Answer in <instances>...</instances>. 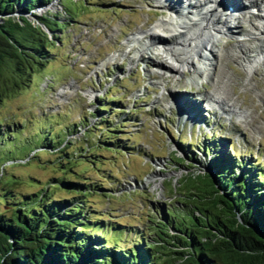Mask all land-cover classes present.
<instances>
[{
  "label": "rangeland",
  "instance_id": "rangeland-1",
  "mask_svg": "<svg viewBox=\"0 0 264 264\" xmlns=\"http://www.w3.org/2000/svg\"><path fill=\"white\" fill-rule=\"evenodd\" d=\"M158 9L161 8H157L156 1L149 0H52L34 14L48 15L49 19L56 16L57 20L68 23L62 32H56L60 43L39 73L32 74L29 86L24 82L19 84L20 88L10 90L0 103V154L10 149V142L23 143L17 150L26 142L31 148L41 147L51 140L55 144L69 134L66 138L74 143V150L86 147L87 153L91 152L100 161L93 167L78 163L76 172L103 187L110 186L104 179L112 174L118 196L105 199L92 195L88 202L94 211L105 214L99 221L118 222L125 227L121 242L118 241L121 251L137 244L139 233L147 236L144 229L151 218L147 202L152 204L150 208L165 206L164 203L179 206L175 192L195 183L193 176L198 173H212L211 158L228 152L231 157L227 159L231 158L234 164L253 169L252 174H264V58L255 65L254 73L248 74L242 62L246 55L240 53L243 59H238L239 45L235 48V40L228 43L225 38L218 42L219 49H215L216 70H211L214 75L208 84H202L207 77L198 76L193 69L181 77L163 76V72L151 66L159 61L157 56L140 59L132 51L134 40L153 32L155 22L164 18ZM12 16L17 18L19 14ZM26 17L30 22L37 21L35 17ZM245 45L250 47L246 54L252 60L257 57L252 53L253 47L264 43L251 39ZM193 63L196 70L203 71L201 61L194 59ZM194 93L224 99L229 108V113L224 114L226 119L214 114V109L205 113L204 107H209L204 103L192 117L197 124H182L184 119L187 121L186 115L193 113L184 114L180 121L171 103L179 100L178 103L187 105L184 101L190 100ZM118 100L120 105L114 102ZM104 105H109L112 112L99 110ZM109 115L110 122L125 124L118 128L121 131L118 144L127 147L126 151L119 148V153H113L103 148L104 127L100 126V120ZM199 124H203L201 130ZM89 127L96 130L92 136L83 137ZM10 132L12 136H8ZM207 135L206 140L203 136ZM34 152L37 150L28 157L0 165L5 181L10 178L21 181V186H12L16 197L35 193L49 179L61 176L58 170L48 166L46 162L51 158L45 153L38 154V161L26 163ZM21 155L20 151H12L9 157L16 159ZM133 176L141 184L138 190L125 185L128 177ZM183 179L187 181L182 183ZM66 195L53 193L55 199ZM158 216L163 219L162 215ZM104 231L109 237H117L119 233L109 228Z\"/></svg>",
  "mask_w": 264,
  "mask_h": 264
},
{
  "label": "trees",
  "instance_id": "trees-1",
  "mask_svg": "<svg viewBox=\"0 0 264 264\" xmlns=\"http://www.w3.org/2000/svg\"><path fill=\"white\" fill-rule=\"evenodd\" d=\"M51 1L0 0V103L10 90L20 88L19 84L29 86L32 74L39 73L60 43L56 32H62L68 23L56 16L49 19L48 15L34 14ZM14 13L19 16L14 18ZM27 15L35 17L36 23L28 21ZM99 110L105 113L111 108L104 105ZM109 118L110 115L100 120L104 127L103 148L113 153H119V148L126 151L127 147L118 144L119 129L125 124H114ZM94 130L96 127H89L83 137L92 136ZM68 135L41 147L31 148L26 142L18 150L23 143L10 142V149L0 154L3 165L37 150L26 163L38 161V154L45 153L51 158L46 162L48 166L61 173L60 178L49 179L37 192L16 197L12 186H21V181H5V173L1 172L0 264H264L261 172L252 174L253 169L234 164L231 158L227 159L231 157L227 152L211 158L212 173L193 176L195 183L175 192L179 206L164 203L165 206L150 208L152 204L147 202L151 216L144 229L147 236L139 233L137 244L121 251L118 241L121 242L125 227L118 222L99 221L105 214L94 211L88 202L92 195L113 199L118 196V187L111 180L112 174L104 179L110 186L103 187L75 171L78 163L93 167L100 161L87 153L86 147L74 150V143L67 141ZM12 151L22 155L12 159ZM187 158L191 160V156ZM239 169L242 172L237 173ZM186 181L183 179L182 183ZM62 192L67 195L61 199L53 197V193ZM107 228L119 232L117 237H109L104 231Z\"/></svg>",
  "mask_w": 264,
  "mask_h": 264
},
{
  "label": "bare ground",
  "instance_id": "bare-ground-1",
  "mask_svg": "<svg viewBox=\"0 0 264 264\" xmlns=\"http://www.w3.org/2000/svg\"><path fill=\"white\" fill-rule=\"evenodd\" d=\"M149 1L153 3L156 1L157 8H161L158 9L160 13H164L165 11L167 12V15H164L163 19L157 20L155 22L153 32L149 33L145 31L146 33H143V37H135L136 39H133L134 49L132 47L131 48L137 58L140 59H145L146 56L148 59H150L153 55L157 56L159 61L153 62L151 66L154 68V70L163 72V76L165 74L166 77L168 76L170 78L181 77L185 71L193 69L200 77L203 75L202 73L206 71L204 76L208 77V75L211 73V70L213 72L216 70H214L213 67V62H215L218 58L215 49L218 48V42L221 41L226 31L227 34H230L231 36L236 35L246 36L248 38L253 37L256 42L260 44L264 43V0H245L249 3L248 9H240L241 4L238 1V5H234V9L239 10V16L241 17V20L247 24L249 27L248 29H244L242 26L241 28H236L235 24L230 22L232 19L229 21L227 20L226 22L225 20L231 18V15L224 9H220L218 12L215 10H210L209 7L210 3H212V0H193L194 5L190 7L194 12V14L191 15L192 18L187 17L183 13L185 8H188L189 6H185V3L182 1ZM224 2L231 4L228 0L219 1L221 4ZM159 4L161 6H159ZM254 11H256V14L248 15V13ZM149 24H152V22ZM228 29L231 31H228ZM157 31H164L167 34L164 35ZM160 35L169 39H158L157 36ZM236 43L239 45V54L241 53L242 55H246L245 59H243V56L240 54V56L238 55V59L240 57L243 59L242 62L245 63L244 66L247 73L249 74L253 72L254 68L256 67L255 65H258L259 61L264 58V46L258 45L252 50V53H256L257 58L259 59V61H256L255 59L250 60L249 56L246 54L250 48L240 45L238 41ZM207 55L211 56V58ZM194 59H197L203 63V71L199 72L194 68ZM156 71L154 72L158 74ZM203 97L205 98V95ZM211 99V101H213L216 105L224 104V99L219 97L211 96ZM179 104L182 105V111L189 110L190 113H196L197 111L196 108H187L188 105H185L184 103ZM171 105L175 110L176 103L172 102ZM221 109L223 112L229 111L222 107ZM175 113L177 115L179 114L177 112ZM178 117L180 121H183L184 117L182 115ZM188 117V120L192 118L190 115H188ZM184 123L187 122L184 121Z\"/></svg>",
  "mask_w": 264,
  "mask_h": 264
},
{
  "label": "water",
  "instance_id": "water-1",
  "mask_svg": "<svg viewBox=\"0 0 264 264\" xmlns=\"http://www.w3.org/2000/svg\"><path fill=\"white\" fill-rule=\"evenodd\" d=\"M200 175H201V176H204V175H202L201 172H200V173H198V174H197L196 176H194V177H197V176H200Z\"/></svg>",
  "mask_w": 264,
  "mask_h": 264
}]
</instances>
